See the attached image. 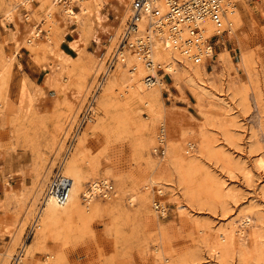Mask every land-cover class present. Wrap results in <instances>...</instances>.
<instances>
[{"label":"rangeland","instance_id":"rangeland-1","mask_svg":"<svg viewBox=\"0 0 264 264\" xmlns=\"http://www.w3.org/2000/svg\"><path fill=\"white\" fill-rule=\"evenodd\" d=\"M20 1L0 0V264L11 263L32 224L19 264H264V0H236L230 40L214 64L195 63L203 70L192 79L188 61L173 60L158 75L163 86L141 93L140 62L118 64L62 164L129 13L121 19L123 6L104 0L103 31L92 0H73L76 18L59 0ZM160 122L162 160L151 153ZM60 164L79 193L44 204ZM96 180L115 197L81 205ZM149 181L164 192V219Z\"/></svg>","mask_w":264,"mask_h":264},{"label":"built area","instance_id":"built-area-1","mask_svg":"<svg viewBox=\"0 0 264 264\" xmlns=\"http://www.w3.org/2000/svg\"><path fill=\"white\" fill-rule=\"evenodd\" d=\"M166 1L169 6V15L174 20H177L179 22H188L190 25H193L197 21L208 18L215 23L217 28L220 27V29L216 30V36L201 38L199 35L196 38H192L194 42L193 46H191V40L188 38L173 39L174 43H180L177 50L189 62L198 63L202 60V58H204V64H214L215 59H213V57L215 56L217 50H219V48H224L226 43L230 40V38H228V32L231 24L224 28H221V19L223 18L222 15L225 16L226 13L225 7L227 0H186L184 2H182L181 0ZM151 5H153L152 0H134V13L129 20L127 27L122 32L121 38L118 39L116 50L112 53L110 59H108V61L106 62L107 71L113 70L119 58L123 60L122 55L130 50L135 52L141 58V61L147 68L153 67L151 38H131L136 30V21L140 16L139 12L151 13V16L154 15V7H151ZM150 25H152V23H150ZM191 33H199V27H192ZM157 72L164 76L165 71L160 64H157ZM165 77L166 76H164L162 80H164ZM144 80L147 86H152L157 81L156 77L152 75H147ZM104 81L105 77L101 76L100 78H98L86 106L79 115L75 130L67 142L61 164L68 153L71 151L76 135L80 132L83 126H85L93 118V109L96 96ZM157 132L156 143L153 146L151 153L158 160H162L166 154V129L163 122L159 124ZM194 146L195 145L193 143H188L189 150H192ZM61 164L60 166H58V168H56L55 172L50 177L44 194L46 199L51 198L59 205H63L68 201L72 188V180L67 176H64V174L60 170ZM146 189H149V191L153 195L151 202L153 211L160 218L164 219L165 217H167L169 207L167 206L166 202H162L161 197L164 194L163 190L152 181H149L147 183ZM87 190L89 191L88 195H81V200L84 204L90 203L95 198H101L103 200L110 199L115 194L113 185L109 181H91L87 185ZM34 229V226H30L28 228L23 243H27L32 238ZM20 257H22V255L21 252L18 251V254L15 255L10 264H18Z\"/></svg>","mask_w":264,"mask_h":264},{"label":"bare ground","instance_id":"bare-ground-1","mask_svg":"<svg viewBox=\"0 0 264 264\" xmlns=\"http://www.w3.org/2000/svg\"><path fill=\"white\" fill-rule=\"evenodd\" d=\"M54 1H58V0H54ZM92 1H93V4H94L93 5L94 6V10H95L96 15H97L96 16L97 17V21H98L99 25L102 27V30L106 31L107 27L105 25H103V22H105L107 20L106 19L107 16L105 14H102V10L104 8V0H92ZM181 1L184 2L186 0H181ZM27 2H28V0H25V2L24 1H20V4H22V6L23 5L25 6ZM129 2H130V6L129 5L126 6V3H124V0H117L116 8H119V7L121 8V6H123V8H124L123 13L120 15L121 19L124 20V18H123L124 17L123 16L124 12H126V15L129 13L128 17L124 21V24H123V26L121 28V32H120V34L118 36V39L121 38L122 32L127 27L128 22L131 19L133 13H134V11H133L134 0H129ZM58 3L62 4L63 9L67 7L65 9V11L64 10L63 11L69 17H71V18L75 17L76 18V13H75L74 10H72L73 9L72 8L73 0H59ZM152 4L153 5H151V7H154V15L151 16V13L139 12L140 16H139L138 20L136 21V30H135V32H134V34L132 35L131 38H151V52H152V59H153V67L152 68H147L145 66V64L141 61V58L135 52H133L132 50L125 52V54L122 55L123 60H121L119 58L118 62L115 65V67H116L118 64H126L127 62H129L131 65H133V64H138L140 62V64L143 67V70L145 72V76L142 78V82L135 81V88H136L137 91H139L141 93H143V92H145L147 90H150V89L156 87L157 85H159V87L163 86V83H162V81L160 80V78L158 76L159 73L157 72V64H160L162 66L163 70L167 71L168 69H170V70L172 69L171 65L173 64V60H174V63H178L181 60L188 61L177 50L179 48L180 43L179 44L174 43V41H173L174 38H183V39L188 38V39L191 40V46H193L194 42H193L192 38H196L199 35H200L201 38H203V37L204 38H208V37H213V36L217 35V32L212 33V35H210V36L206 35V34L211 33L213 31L214 27L216 26L215 23L212 20L208 19V18H205L204 20H201V21H197L195 24L190 25L188 22H179L177 20H174L172 17H170V15H169V6H168V3H167L166 0H152ZM16 6H17V4H16ZM68 7L72 8V9H70ZM14 9L15 8H12V9L8 10L5 13L4 18L6 20H8V19H10L12 17V13L14 12ZM225 9H226V11H225L226 13H225V16L222 15V17H223L222 19L226 20V25L225 26L223 25V28L228 26L229 24H231V27H232L233 23L230 22L231 20H230L229 16L231 15L232 12H235L236 9H237L236 0H227ZM159 11H161V12H159ZM150 23H152V25H150ZM194 26H198L199 27V33H193V34L191 33L192 32V27H194ZM34 29H35L34 25H28V31L27 32L29 34H36L37 32L35 33ZM202 31H204L206 34L203 33ZM229 31H230V29H229ZM229 33L230 32H228V37L230 36ZM31 40L32 39H28L27 42L30 43ZM117 43H118V41L116 42V45L114 46V48H113V50L111 52V55L116 50ZM164 51L166 52L167 56L169 57L168 59H166V65L164 63H162L160 61V58H159V54L160 53L164 54ZM111 55H110V57H111ZM12 56H13V53L10 54V57H12ZM110 57L108 59H110ZM108 59H107V61H108ZM201 62H204V58H202V60L200 62H198V63H201ZM182 64H183V69H184L185 73H187L188 77H190L191 79H192V77H191L192 75H194L195 73H198L199 71L203 70L201 67L198 66V64H195L193 62L191 63V62L188 61V63L185 62V64L184 63H182ZM111 71H107L106 63H105V71L101 74V76L106 78L105 75H107ZM130 73H132V72H130ZM147 75H152V76L156 77L157 81H156V83L154 85L147 86L145 84L146 82H145L144 79H145V77ZM145 105L147 106V104H145ZM93 112H94V110H93ZM160 123H162V122H160ZM156 136H157V134H156ZM101 181L105 182L106 180H101ZM79 190H80V186H79L78 182L72 180V188H71V193H70V197L69 198L73 199L74 197H76L78 195V193H79ZM84 194L85 195L89 194V191L87 190V187H86V190L84 191ZM113 197H115V194H114ZM93 200L90 203H92ZM43 202H44V204L47 203V204L52 205V206L53 205L54 206L55 205L59 206V204L54 202L53 199H51V198H47L46 199L45 196H44ZM90 203H88V204H90ZM65 204H63V205H65ZM82 204H83V202L81 200V205ZM88 204H85V206H87ZM182 206L183 205H180L179 208H182ZM250 222H251V219L248 216H244L243 220H242V226H246ZM31 226H34V228H35L34 224H32ZM231 232H229V235H228L230 238H232V236H233V234ZM33 234H34V231H33ZM238 234L240 236H243L244 235V231L239 230ZM24 244H26V243H22V245L19 248L20 250H18V251L21 252V255H23V251H24V246L23 245ZM17 254H18V252H17ZM17 254H15V255H17ZM21 258L22 257H20V259H19V263L21 261Z\"/></svg>","mask_w":264,"mask_h":264}]
</instances>
